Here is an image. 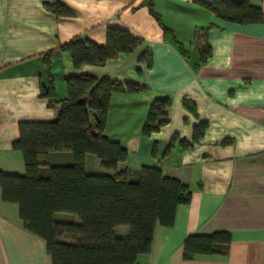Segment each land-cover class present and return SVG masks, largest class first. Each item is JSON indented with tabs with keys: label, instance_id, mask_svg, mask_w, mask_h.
Segmentation results:
<instances>
[{
	"label": "crops",
	"instance_id": "0c3cea01",
	"mask_svg": "<svg viewBox=\"0 0 264 264\" xmlns=\"http://www.w3.org/2000/svg\"><path fill=\"white\" fill-rule=\"evenodd\" d=\"M55 1L70 13L51 10ZM201 1L151 0L153 12L146 0H0V170L25 171L22 152L13 147L21 120L57 115L58 106L40 94L48 80L46 53L51 51L54 101L66 96L69 74L147 86L112 94L106 133L128 148V158L117 169L105 168L93 153L85 158L88 173L156 165L192 190L173 225H157L151 251L135 264H264V22L224 20ZM252 1L264 11V0ZM108 27L126 29L142 42L103 64L81 67L60 48L75 36L104 44ZM197 33H205L211 46L206 58ZM164 97L170 99L169 122L144 134L150 104ZM113 108L129 115L117 129L112 128ZM201 121L206 128L197 139L194 126ZM73 160L68 149L49 153L51 164ZM56 217L78 221L70 212ZM116 230L125 234L128 227ZM216 230L232 233L228 255L184 258L188 235ZM0 264H52L46 241L24 227L18 205L3 201L1 190Z\"/></svg>",
	"mask_w": 264,
	"mask_h": 264
},
{
	"label": "trees",
	"instance_id": "16d2710c",
	"mask_svg": "<svg viewBox=\"0 0 264 264\" xmlns=\"http://www.w3.org/2000/svg\"><path fill=\"white\" fill-rule=\"evenodd\" d=\"M146 1L154 12L151 0ZM201 3L224 20L264 22L262 7L252 0ZM49 7L58 14L70 13L60 1L49 3ZM206 28L197 30L206 32ZM195 39L201 56L206 58L211 52L206 34L197 33ZM141 42L140 37L126 29L108 27L104 44L75 36L60 48L69 52L75 67H81L103 64L121 52L132 51ZM50 54L51 51L45 56L48 80L41 84L40 94L50 98L51 105L58 106L57 115L49 120L19 122V137L13 141V147L22 152L25 171L0 170L1 198L16 203L24 227L46 241L52 264H135L141 254L151 251L157 225H173L178 206L190 202L192 190L156 165L143 164L113 174L88 173L87 153L95 154L109 169H117L118 163L128 158V148L106 133L112 94L136 93L147 86L88 73L69 74L66 96L54 101L56 85ZM169 106L168 97L153 100L144 134L169 122ZM205 128V121L196 124L195 138L199 139ZM181 142L186 145L185 139ZM173 144L174 139L167 150ZM58 149L71 150L73 162L51 164L49 153ZM59 212L74 213L78 221L58 219ZM120 225L128 227L127 233L117 232ZM231 241L229 230L192 233L184 241V258L228 255Z\"/></svg>",
	"mask_w": 264,
	"mask_h": 264
},
{
	"label": "rangeland",
	"instance_id": "374dc122",
	"mask_svg": "<svg viewBox=\"0 0 264 264\" xmlns=\"http://www.w3.org/2000/svg\"><path fill=\"white\" fill-rule=\"evenodd\" d=\"M149 110V109H148ZM117 110H114V108L112 109V118H114V125H112V128H115V129H117L118 128V126H120V123H122L121 122V120H122V118H124L123 119V122H127L128 120H127V118H128V113H127V111H121V112H118ZM126 112V113H125ZM109 117V116H108ZM121 119V120H120ZM136 121L134 120V123H135ZM121 127H122V125H121Z\"/></svg>",
	"mask_w": 264,
	"mask_h": 264
}]
</instances>
